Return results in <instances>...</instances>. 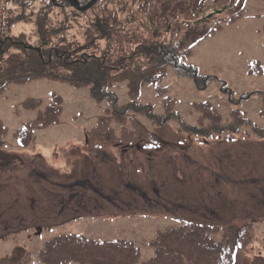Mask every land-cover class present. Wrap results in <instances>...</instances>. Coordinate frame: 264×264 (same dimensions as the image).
<instances>
[{"label": "rangeland", "instance_id": "1", "mask_svg": "<svg viewBox=\"0 0 264 264\" xmlns=\"http://www.w3.org/2000/svg\"><path fill=\"white\" fill-rule=\"evenodd\" d=\"M235 2L241 18L222 24L221 30L192 47L190 57L180 61L185 70L196 71L195 78L182 76V71L169 66L160 84L165 94L156 97L155 87L146 85L136 100L161 116L162 101L171 98L177 118L188 125L196 124L199 117L194 105L209 103L221 116L222 126L239 128L233 145L199 143L190 136L188 140L163 142L162 149L152 152L140 145L92 147L88 132L99 118H111L116 107L135 109L129 105L134 101L124 85L111 90L116 105L112 101L95 103L86 87L77 89L45 80L10 86L0 95V121L7 129L0 149V257L18 254L21 249L24 255H31L34 264L45 242L60 235H83L96 241L131 242L140 250L138 264H143L153 256L151 244L157 233L185 220L218 228L244 225V248L237 252L235 264H264V210L249 202L246 184L245 189L232 187V180L243 183L233 177L236 172L264 174V144H260L264 141L258 137L264 132V0ZM4 3L0 0V7ZM219 7L206 0L208 12ZM21 32L33 34L30 26L19 25L10 35ZM248 95L252 96L246 98ZM54 97L61 99L59 121L36 128L30 144L20 145L14 134L37 115L23 104L39 100L45 108L54 103ZM136 118L145 128L150 127L145 117ZM176 123L179 126L176 120L169 126L176 129ZM112 126L116 130L121 127ZM244 133L251 137L243 139ZM251 183L254 189L257 184ZM97 187L105 193L113 190L117 197L105 196L103 218L98 216L96 223L88 216L72 222H61L54 216L48 219L51 213L46 207L42 209L43 189L57 198L84 199L68 194L70 188L92 204L100 200L94 190ZM262 198L260 193L258 199ZM85 199L78 214L89 211ZM55 203L59 204L54 200L53 208L58 207ZM208 217L207 222L204 219ZM39 219L41 224L34 226ZM91 231L95 234H89ZM4 232L8 235L1 237Z\"/></svg>", "mask_w": 264, "mask_h": 264}, {"label": "trees", "instance_id": "2", "mask_svg": "<svg viewBox=\"0 0 264 264\" xmlns=\"http://www.w3.org/2000/svg\"><path fill=\"white\" fill-rule=\"evenodd\" d=\"M4 2L0 7V95L10 86L45 80L77 89L86 87L95 103L112 101L116 105L111 90L123 85L127 89L134 101L129 105H135V109L116 107L111 118H100L88 132L92 147L142 145L154 150L163 142H177L188 136L229 141L238 133V127L222 126L221 116L208 103L194 105L199 117L193 126L177 118L171 98L162 101L161 116L136 103L146 85L155 87L156 97L165 94L160 84L169 66L182 71V76H197L195 70H185L180 61L190 57L195 44L221 30L222 24L230 25L241 18L235 0H212L220 5L215 12H208L206 0H100L83 14L72 11L62 1ZM18 25L31 26L32 36H11ZM30 46L32 49H27ZM23 108L37 113L14 134L23 146L30 143L36 128L57 123L62 114L59 97L45 108L39 100H29ZM134 115L145 117L150 127L145 128ZM174 120L180 127L169 126ZM112 124L121 127L116 130ZM6 135L7 129L0 121V148ZM258 137L264 139V132ZM246 230L182 223L157 235L152 244L154 255L146 264H233L237 246L244 248ZM213 237L220 240L216 242ZM139 255V249L129 242L61 236L44 245L39 259L42 264H137Z\"/></svg>", "mask_w": 264, "mask_h": 264}, {"label": "crops", "instance_id": "3", "mask_svg": "<svg viewBox=\"0 0 264 264\" xmlns=\"http://www.w3.org/2000/svg\"><path fill=\"white\" fill-rule=\"evenodd\" d=\"M260 174H257V173H254V174H247V175H243V174H238L236 175V177L234 178H237V179H247L248 181H254V183H258L260 185H258V191L257 189L254 191V200H255V205H257L258 207H260V209H264V174H261V178L259 177ZM261 180V181H260ZM240 183L236 182V181H233L232 180V186L233 187H236L237 185L239 186ZM249 190H251L249 188ZM250 193V191H249ZM260 193H262V196L263 198L260 200L258 199V197L260 196ZM22 259H23V263H22ZM14 263V264H25L24 263V254L23 256L22 255H19L16 257V255H11V256H6V257H0V264H5V263Z\"/></svg>", "mask_w": 264, "mask_h": 264}, {"label": "water", "instance_id": "4", "mask_svg": "<svg viewBox=\"0 0 264 264\" xmlns=\"http://www.w3.org/2000/svg\"><path fill=\"white\" fill-rule=\"evenodd\" d=\"M66 1L69 3V5H70L71 7L74 6V4L77 3L75 0H66ZM96 2H97V0H91V1L88 3V5H87L85 8H83V9L81 10V12H85V11L90 10V9L95 5Z\"/></svg>", "mask_w": 264, "mask_h": 264}]
</instances>
